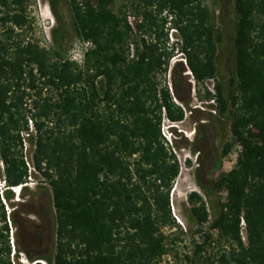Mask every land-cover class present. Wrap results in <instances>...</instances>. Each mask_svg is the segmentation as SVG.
Masks as SVG:
<instances>
[{"label": "trees", "instance_id": "trees-1", "mask_svg": "<svg viewBox=\"0 0 264 264\" xmlns=\"http://www.w3.org/2000/svg\"><path fill=\"white\" fill-rule=\"evenodd\" d=\"M60 1L50 3V46L33 35L37 0H0V264L15 262L13 188L35 174L50 187L56 237L48 253L21 250L34 264H162L172 252L176 264H264V0H235L229 89L218 78L223 33L204 0H64L78 39L93 43L82 61L58 39ZM179 54L199 87L217 81L199 96L231 119L222 157L239 147L214 183L227 193L214 219L200 193L189 195L197 227L186 253L171 203L181 162L163 134L165 116H186L167 83Z\"/></svg>", "mask_w": 264, "mask_h": 264}, {"label": "rangeland", "instance_id": "rangeland-1", "mask_svg": "<svg viewBox=\"0 0 264 264\" xmlns=\"http://www.w3.org/2000/svg\"><path fill=\"white\" fill-rule=\"evenodd\" d=\"M204 1L211 7L213 21L223 33V40L219 43L218 49V78L229 89L236 73L235 0ZM50 3L51 0H37V4L32 3L29 6V11L35 18L33 35L46 37L45 43L53 46L55 39L52 31L58 27V22ZM57 10L62 27L58 33V39L64 46V50L72 54L79 39L74 30L70 5L61 0ZM177 38L178 36L174 34L172 40ZM180 60H183L184 64L177 68L176 64ZM187 70L185 60L179 54L173 58L172 67L167 74V83L173 91L177 87L181 97V100L176 99V102L186 112L185 119L174 128V135L171 136L168 132L174 151L181 162V173L174 184L171 203L174 217L186 231V235L183 236L184 241L176 247L182 253L193 249L194 231L197 227L191 212L192 204L189 201V195L193 192L200 193L207 202L211 218L214 219L220 210V200H227V193L218 191L214 183L220 176L232 170L239 150V147H235L230 156L222 157L223 146L231 137V119L228 115L219 114L217 102H207L199 96L200 90L202 95H205L208 89L215 91L217 81L209 80L199 87L194 76ZM168 124L167 121L166 129ZM26 149L27 157L31 161L30 143H27ZM2 183H4L3 180ZM13 191L15 198L8 202L9 207H7L8 214L10 211L13 212L11 214L12 243L15 241V245H12L15 251L13 250L12 258L15 261L14 264H33L26 253L21 251L24 247L35 253H48L55 248L56 216L52 193L49 185L39 174L34 175L24 191L21 192L19 188L18 192ZM175 231L172 228L165 230L168 234ZM177 262L175 252L162 259V264Z\"/></svg>", "mask_w": 264, "mask_h": 264}, {"label": "built area", "instance_id": "built-area-1", "mask_svg": "<svg viewBox=\"0 0 264 264\" xmlns=\"http://www.w3.org/2000/svg\"><path fill=\"white\" fill-rule=\"evenodd\" d=\"M79 1L81 3H83L84 0H79ZM135 21H136V18L133 17V16H131L130 17V22L134 24ZM78 42L79 43L77 44V47L74 49V53H72V54L70 53V54H71V56H72L73 59L82 61V59L84 58L85 49L92 47L93 46V43L91 41L82 42L80 39H79ZM167 121L169 122V124H168V128L166 129ZM177 124L178 123L171 122L165 116L164 124H163V134L170 141L171 145L173 144L172 139H171V136L174 135V130H172V129H174L177 126ZM168 132L171 134V136L168 135Z\"/></svg>", "mask_w": 264, "mask_h": 264}, {"label": "clouds", "instance_id": "clouds-1", "mask_svg": "<svg viewBox=\"0 0 264 264\" xmlns=\"http://www.w3.org/2000/svg\"><path fill=\"white\" fill-rule=\"evenodd\" d=\"M19 188L21 190V187H14L13 189ZM16 191V190H15ZM18 192V191H17Z\"/></svg>", "mask_w": 264, "mask_h": 264}, {"label": "bare ground", "instance_id": "bare-ground-1", "mask_svg": "<svg viewBox=\"0 0 264 264\" xmlns=\"http://www.w3.org/2000/svg\"><path fill=\"white\" fill-rule=\"evenodd\" d=\"M17 189H18V188L14 189V190H16V191H17Z\"/></svg>", "mask_w": 264, "mask_h": 264}]
</instances>
